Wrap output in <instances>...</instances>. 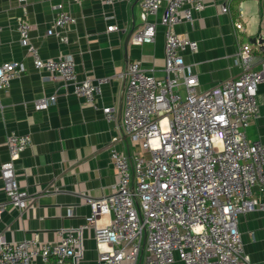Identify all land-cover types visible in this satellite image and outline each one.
<instances>
[{
  "label": "built area",
  "instance_id": "obj_1",
  "mask_svg": "<svg viewBox=\"0 0 264 264\" xmlns=\"http://www.w3.org/2000/svg\"><path fill=\"white\" fill-rule=\"evenodd\" d=\"M101 1L113 4L124 0ZM233 1L225 0L222 11L230 13ZM162 5L165 75L157 76L139 60L128 62L126 71L118 74L127 80L124 126L147 154L112 149L118 181L110 194L88 199L92 214L82 227L95 230L98 264H140L142 257L148 264H169L176 257L185 264H253L245 252L238 221L241 214L264 210V201L253 191L258 179L264 190V143L251 141L246 134L258 111L264 59L255 67L250 48L241 44L240 75L198 91V75L186 65L182 53L187 47L197 49L198 43L174 28L193 21L195 12L204 9V0H142L144 25L131 41H154L156 23L148 18ZM56 8L57 16L46 34L67 41L63 31L77 19L62 3ZM18 21L21 43L34 66L71 85L74 94L97 108L101 86L110 77L80 79L72 55L44 59L31 41L32 24L24 17ZM114 27L110 25L108 30ZM236 27L241 30L244 23L237 21ZM26 70L24 61L0 64V91ZM56 99V94L43 96L34 101V107L47 109ZM102 110L108 120H116L115 107ZM31 143L29 134L10 133L6 141L9 159L0 163L5 193L22 212L33 201L17 179L15 163ZM2 210L3 206L0 214ZM104 214L112 215L108 223H100ZM82 252L81 233L75 228L64 229L59 239L50 243L36 238L8 241L0 236V264H39L38 258L44 264H72Z\"/></svg>",
  "mask_w": 264,
  "mask_h": 264
},
{
  "label": "crops",
  "instance_id": "obj_2",
  "mask_svg": "<svg viewBox=\"0 0 264 264\" xmlns=\"http://www.w3.org/2000/svg\"><path fill=\"white\" fill-rule=\"evenodd\" d=\"M141 1L107 4L101 0H0V64L24 61L27 67L8 89L0 91V163L9 159L6 141L10 133L29 134L32 139L15 163L17 179L33 201L28 209L22 212L9 201L0 173V236L8 241L36 238L50 243L57 241L64 229L75 228L81 233L83 252L72 264H98L95 230L82 227L92 214L88 199L110 194L117 183L118 172L111 156L114 147L131 155L147 154L124 126L127 80L118 74L126 71L128 62L139 60L157 76L165 75L166 28L161 24L165 5L148 18L156 23L154 41H131L144 25ZM59 3L77 19L63 31L67 41L46 34L57 16ZM204 3L193 21H183L174 28L198 43L197 49L187 47L182 52L186 65L198 75V91L240 75L241 44L250 48L255 67L264 59V42H260L264 41V0H234L230 13L222 11L225 0ZM245 16L250 17L247 23ZM19 17L32 24L31 41L44 59L72 55L80 79L110 77L101 86L97 108L74 94L71 85L50 78L48 72L34 66L21 43ZM237 21L244 23L243 29H237ZM110 25H115L114 29L108 30ZM54 94L56 102L47 109H35L36 99ZM104 106L115 107L116 120L107 119ZM246 134L251 141L264 143V82L258 85V111ZM262 183L258 179L253 191L264 201ZM111 218L104 214L100 223H108ZM238 227L253 264H264V210L241 214ZM37 262L44 264L41 258ZM140 264L148 263L142 257ZM169 264L185 263L176 257Z\"/></svg>",
  "mask_w": 264,
  "mask_h": 264
},
{
  "label": "water",
  "instance_id": "obj_3",
  "mask_svg": "<svg viewBox=\"0 0 264 264\" xmlns=\"http://www.w3.org/2000/svg\"><path fill=\"white\" fill-rule=\"evenodd\" d=\"M132 34H133V30L130 31V33L128 35V40L131 38ZM254 41H256V40H254ZM260 42H264L263 39H260Z\"/></svg>",
  "mask_w": 264,
  "mask_h": 264
},
{
  "label": "rangeland",
  "instance_id": "obj_4",
  "mask_svg": "<svg viewBox=\"0 0 264 264\" xmlns=\"http://www.w3.org/2000/svg\"><path fill=\"white\" fill-rule=\"evenodd\" d=\"M249 19H250V17H248V16H247V17L245 16V18H244V20H245L246 23H247V21H248ZM249 27H250V25H249ZM250 32H251V30H250Z\"/></svg>",
  "mask_w": 264,
  "mask_h": 264
}]
</instances>
